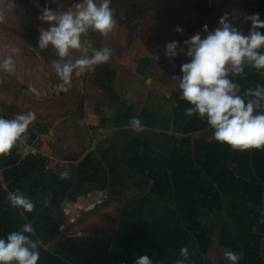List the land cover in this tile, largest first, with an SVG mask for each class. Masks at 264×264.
I'll use <instances>...</instances> for the list:
<instances>
[{
  "label": "crops",
  "instance_id": "obj_1",
  "mask_svg": "<svg viewBox=\"0 0 264 264\" xmlns=\"http://www.w3.org/2000/svg\"><path fill=\"white\" fill-rule=\"evenodd\" d=\"M247 11L264 21V3ZM250 30L246 17V36ZM109 37L90 51L111 55L92 65L82 89V147L67 149V136L28 126L0 156V239L31 225L23 234L37 244V264H134L141 255L153 264H230L226 251L239 254V264H264V151L215 141L206 117L185 114L193 106L182 98V75L126 48L127 38L114 46ZM241 67H226V78L245 105L253 102V115L264 114V93L252 94L264 89V68ZM17 115L0 110V118ZM134 117L142 132L131 127ZM49 155L64 161L55 171ZM95 188H106L110 200L66 222V203ZM17 190L34 203L31 212L9 201Z\"/></svg>",
  "mask_w": 264,
  "mask_h": 264
},
{
  "label": "rangeland",
  "instance_id": "obj_2",
  "mask_svg": "<svg viewBox=\"0 0 264 264\" xmlns=\"http://www.w3.org/2000/svg\"><path fill=\"white\" fill-rule=\"evenodd\" d=\"M116 1L119 3L109 0L116 23L107 35L109 39L111 35L114 46L119 39L127 38L126 48L133 46L137 55L148 54L161 69L178 75H183L181 66L190 62L184 41L197 33L204 38L220 27L219 20L225 13L228 14L226 22L245 35L248 5L264 3V0H204L199 4L193 0ZM47 2L51 11L59 16L65 12L75 14L76 5L83 4L84 0ZM94 3L99 6L102 0H94ZM45 9L40 0H0V16H3L0 22V110L18 115L35 113L36 119L30 127L67 136L69 141H64L63 145L77 151L84 137L78 124L83 110L82 89L92 66L79 76L74 70L70 84H65L57 75L54 62L63 66L85 57L90 59V51L96 50L104 35L91 28L90 34H81L80 48H70L65 57H60L51 44L39 47L41 31L55 24L41 18ZM178 27L181 32L176 31ZM170 42L178 45L175 56L166 55V45ZM8 58L14 65L11 72L2 67ZM65 88L67 91H63Z\"/></svg>",
  "mask_w": 264,
  "mask_h": 264
},
{
  "label": "clouds",
  "instance_id": "obj_3",
  "mask_svg": "<svg viewBox=\"0 0 264 264\" xmlns=\"http://www.w3.org/2000/svg\"><path fill=\"white\" fill-rule=\"evenodd\" d=\"M76 7L78 11L75 14L65 12L59 16L47 8L44 10L41 18L55 24L48 30L41 31L39 47L45 48L51 44L57 49L60 57H65L70 48L81 47V34L86 33L89 28L107 36L115 27L109 0H102L99 6L94 0H84L83 4H77ZM247 19L251 21V30L247 36L226 22L228 14L225 13L219 20L220 27L208 32L204 38L197 33L184 41L190 62L181 66L183 75L180 77L179 88L182 98L193 106L187 108L185 114L188 117L194 114H198L202 119L206 117L207 124L214 130L215 141L225 143L233 150L264 151V114L253 115V102L249 101L245 105L244 100L236 95L237 86L226 78V65L229 64L236 73L242 71L241 65L245 61L258 69L264 68V53L257 51L264 46V34L257 31L264 29V21L260 19L259 14L249 15ZM2 21L3 16H0V22ZM204 30L207 32V26ZM176 31L181 32L182 29L178 27ZM177 47L176 42L168 43L166 55L175 56ZM110 55L111 49L103 48L96 51L90 59L85 57L74 64L65 63L63 66L54 62V67L61 80L70 84L74 70H77L76 75L79 76L92 65L106 63ZM2 67L9 72L13 71L12 59H5ZM262 93L264 89L258 88L252 94L261 97ZM35 119L33 112L17 115L11 120L0 118V156L11 152ZM131 127L134 131H143L139 118L132 119ZM67 177V172L61 174V179ZM8 199L14 207L23 208L27 212L34 209V203L20 194L19 190L9 192ZM32 231L31 225L25 224L22 231L11 232L7 240L0 239V264H12L13 261L16 264H37V244L23 234ZM180 255L187 258L188 248L181 247ZM224 256L230 264H239L241 259L234 251H226ZM134 264H153V261L148 255H141L135 258ZM177 264H184V260L177 261Z\"/></svg>",
  "mask_w": 264,
  "mask_h": 264
},
{
  "label": "built area",
  "instance_id": "obj_4",
  "mask_svg": "<svg viewBox=\"0 0 264 264\" xmlns=\"http://www.w3.org/2000/svg\"><path fill=\"white\" fill-rule=\"evenodd\" d=\"M61 159L49 155L47 160L48 169L55 171L62 164ZM110 200V193L106 188H95L82 192L68 201L63 208L66 222L78 220L84 213L96 209L99 205Z\"/></svg>",
  "mask_w": 264,
  "mask_h": 264
},
{
  "label": "trees",
  "instance_id": "obj_5",
  "mask_svg": "<svg viewBox=\"0 0 264 264\" xmlns=\"http://www.w3.org/2000/svg\"><path fill=\"white\" fill-rule=\"evenodd\" d=\"M113 1H115L114 3H116V4L119 3V2L116 1V0H113ZM193 1H195V2H197V3L199 4V3H201V2L204 1V0H193ZM40 3H41L42 5H44V7H46L47 9L52 10L51 7L49 6L47 0H40ZM116 4H115L114 6H116ZM116 9H117V7H116ZM13 114H15V113H13Z\"/></svg>",
  "mask_w": 264,
  "mask_h": 264
},
{
  "label": "water",
  "instance_id": "obj_6",
  "mask_svg": "<svg viewBox=\"0 0 264 264\" xmlns=\"http://www.w3.org/2000/svg\"><path fill=\"white\" fill-rule=\"evenodd\" d=\"M91 31H92V29H91V28H89V29H88V31H87L86 33H82V34H90V33H91Z\"/></svg>",
  "mask_w": 264,
  "mask_h": 264
}]
</instances>
